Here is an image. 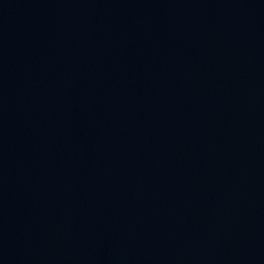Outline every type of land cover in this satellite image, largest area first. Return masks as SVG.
<instances>
[{
    "label": "water",
    "instance_id": "95a60500",
    "mask_svg": "<svg viewBox=\"0 0 264 264\" xmlns=\"http://www.w3.org/2000/svg\"><path fill=\"white\" fill-rule=\"evenodd\" d=\"M0 264H264V0H0Z\"/></svg>",
    "mask_w": 264,
    "mask_h": 264
}]
</instances>
